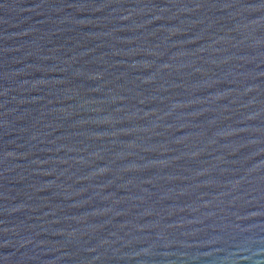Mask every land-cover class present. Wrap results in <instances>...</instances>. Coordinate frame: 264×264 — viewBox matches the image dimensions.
Returning <instances> with one entry per match:
<instances>
[{
    "label": "water",
    "instance_id": "1",
    "mask_svg": "<svg viewBox=\"0 0 264 264\" xmlns=\"http://www.w3.org/2000/svg\"><path fill=\"white\" fill-rule=\"evenodd\" d=\"M0 264H264V0H0Z\"/></svg>",
    "mask_w": 264,
    "mask_h": 264
}]
</instances>
